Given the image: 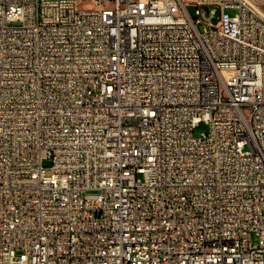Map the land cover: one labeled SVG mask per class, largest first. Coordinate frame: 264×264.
Here are the masks:
<instances>
[{"label":"built area","instance_id":"2783aa9c","mask_svg":"<svg viewBox=\"0 0 264 264\" xmlns=\"http://www.w3.org/2000/svg\"><path fill=\"white\" fill-rule=\"evenodd\" d=\"M0 264H264L251 0H0Z\"/></svg>","mask_w":264,"mask_h":264},{"label":"water","instance_id":"95a60500","mask_svg":"<svg viewBox=\"0 0 264 264\" xmlns=\"http://www.w3.org/2000/svg\"><path fill=\"white\" fill-rule=\"evenodd\" d=\"M189 10L192 14L195 12V7L193 5L189 6ZM220 12V7L218 5H212V6H202L201 7V14L202 17L210 21L212 23H216L218 21Z\"/></svg>","mask_w":264,"mask_h":264},{"label":"rangeland","instance_id":"374dc122","mask_svg":"<svg viewBox=\"0 0 264 264\" xmlns=\"http://www.w3.org/2000/svg\"><path fill=\"white\" fill-rule=\"evenodd\" d=\"M187 2H192V0H186ZM259 9V11L264 15V0H251ZM204 27H211L210 24L208 22H201L200 24H198V28L200 30H203ZM206 127L204 124L199 125L197 128H195L194 130V134L195 135H199L202 131H205ZM44 165L45 166H49V162L48 161H44ZM47 172L50 173V170L47 169Z\"/></svg>","mask_w":264,"mask_h":264}]
</instances>
